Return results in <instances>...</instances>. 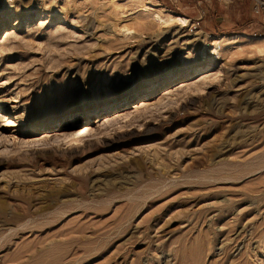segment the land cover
I'll use <instances>...</instances> for the list:
<instances>
[{
    "label": "rangeland",
    "instance_id": "1",
    "mask_svg": "<svg viewBox=\"0 0 264 264\" xmlns=\"http://www.w3.org/2000/svg\"><path fill=\"white\" fill-rule=\"evenodd\" d=\"M7 1L0 264H264V0Z\"/></svg>",
    "mask_w": 264,
    "mask_h": 264
},
{
    "label": "bare ground",
    "instance_id": "2",
    "mask_svg": "<svg viewBox=\"0 0 264 264\" xmlns=\"http://www.w3.org/2000/svg\"><path fill=\"white\" fill-rule=\"evenodd\" d=\"M5 1V0H4ZM7 1V0H6ZM9 1V0H8ZM7 1V2H8ZM152 7V6H151ZM142 11L143 13L145 14H148L149 17H152L151 19H153L154 22H156L158 25L161 24L162 26L164 25H169V24H176V25H180V26H184L185 24H187V19L182 17V16H179V15H172L169 13H165V12H160V11H157V10H154L150 7H147V6H142ZM142 13V12H141ZM9 34H5V37L6 38ZM235 39V38H234ZM248 39V42L250 40H252V38H247ZM255 40V39H254ZM259 41V48H264V38H261V39H258ZM229 42V41H228ZM235 44V42L233 43ZM242 43H239L237 45H239L241 47ZM251 44V43H250ZM216 45V44H215ZM232 46V45H231ZM217 47H218V43H217ZM247 47V46H246ZM217 50V49H216ZM218 52V51H217ZM262 52V51H261ZM185 84L181 85V86H184ZM156 86V85H155ZM180 86V87H181ZM186 86V85H185ZM154 87V86H153ZM179 87V88H180ZM151 88V87H150ZM154 90V89H153ZM172 91L174 90H171V89H165L162 93V96H165L167 97V95H170L172 93ZM152 93V92H151ZM126 105V101L123 100L117 104H115L113 107H111L110 109L106 110L105 112V115L101 118H97L96 119V122L97 123H100V124H104V123H107L109 122L110 120L118 117L119 115L117 114L118 111L122 110V108H124V106ZM134 107H132V109H140L142 107H146L147 106V102L145 100H140L138 103H136L135 105H133ZM112 112V113H111ZM117 114V115H116ZM89 132V128H87L86 126L78 129L75 133V138H80V137H83L84 135H86L87 133ZM49 133H43L42 137L40 139H43V138H47L49 137L48 136ZM3 215V210L0 209V216ZM13 216V215H12ZM3 217V216H2ZM1 218V217H0ZM7 218V217H6ZM4 219V218H3ZM2 220V218H1ZM6 220V219H5ZM4 220V221H5ZM7 221V220H6ZM8 221H9V218H8ZM11 221V220H10ZM9 221V222H10ZM263 237V236H262ZM259 262V261H258Z\"/></svg>",
    "mask_w": 264,
    "mask_h": 264
}]
</instances>
